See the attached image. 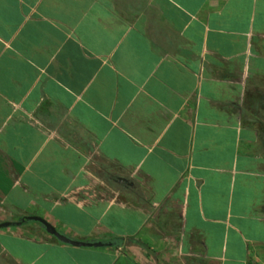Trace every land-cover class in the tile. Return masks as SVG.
Wrapping results in <instances>:
<instances>
[{
	"label": "crops",
	"instance_id": "1",
	"mask_svg": "<svg viewBox=\"0 0 264 264\" xmlns=\"http://www.w3.org/2000/svg\"><path fill=\"white\" fill-rule=\"evenodd\" d=\"M0 264H264V0H0Z\"/></svg>",
	"mask_w": 264,
	"mask_h": 264
},
{
	"label": "water",
	"instance_id": "2",
	"mask_svg": "<svg viewBox=\"0 0 264 264\" xmlns=\"http://www.w3.org/2000/svg\"><path fill=\"white\" fill-rule=\"evenodd\" d=\"M27 221H33V222H37L41 225V227L44 229V231L49 234L50 236H52L53 238H55L58 242L63 243V244H67V245H72V246H76V247H101L103 246L102 243H88V242H79V241H75L65 235H63L62 233H60L59 231H57L54 227H52L51 225H49L48 223H46L45 221H43L42 219H40L39 217H25L22 218L17 225H21ZM8 223L5 224H1V226H8ZM139 246H141L143 249H145L146 251L152 252L147 246H145L144 244L140 243V242H136Z\"/></svg>",
	"mask_w": 264,
	"mask_h": 264
},
{
	"label": "trees",
	"instance_id": "3",
	"mask_svg": "<svg viewBox=\"0 0 264 264\" xmlns=\"http://www.w3.org/2000/svg\"><path fill=\"white\" fill-rule=\"evenodd\" d=\"M54 239V238H53ZM56 240V239H55ZM116 246V245H115Z\"/></svg>",
	"mask_w": 264,
	"mask_h": 264
}]
</instances>
